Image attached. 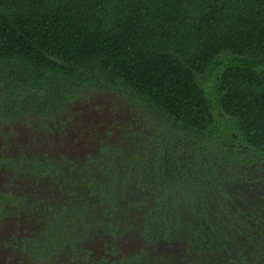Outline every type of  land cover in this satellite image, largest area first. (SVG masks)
Listing matches in <instances>:
<instances>
[{
  "label": "trees",
  "instance_id": "1",
  "mask_svg": "<svg viewBox=\"0 0 264 264\" xmlns=\"http://www.w3.org/2000/svg\"><path fill=\"white\" fill-rule=\"evenodd\" d=\"M96 91L139 128L76 164L8 161L63 195L0 202L43 217L34 263L84 257L102 230L159 242L112 264H157L164 245L169 264H264V0H0V120L54 130Z\"/></svg>",
  "mask_w": 264,
  "mask_h": 264
},
{
  "label": "rangeland",
  "instance_id": "2",
  "mask_svg": "<svg viewBox=\"0 0 264 264\" xmlns=\"http://www.w3.org/2000/svg\"><path fill=\"white\" fill-rule=\"evenodd\" d=\"M92 97V98H91ZM90 100H80L72 102L66 109H63L58 116L54 119V121H58L60 126L70 125L75 128L70 129L68 133H58L59 130H54L50 133V131L43 126L40 127L36 122L29 121L31 123L29 126L26 123H13L8 124L4 128V137L6 140V145H10V141L13 140L16 143L13 146L15 149L11 152L9 156L10 159L14 161H21L19 156H24L26 154H45L48 153L49 160L52 158H57L60 154H58V147H62L63 149L69 144V140L67 139L68 134H73L77 131H81L80 139L81 143L85 144L92 139L96 141L93 144V148L90 151V154L96 153V148H98L99 142L109 141L112 143H117L120 141V125L128 128L129 126L133 128H139L138 125L132 123L134 110L126 105L125 103H121L120 100L114 96V94H107L104 92H94L91 93ZM119 100V101H118ZM121 104H123V107ZM103 106L104 109L100 114V110L96 107ZM123 107V110H122ZM134 107V106H133ZM61 120L63 122H61ZM28 122V121H27ZM133 143V141H130ZM57 145H59L57 147ZM135 149V146H130ZM2 151V150H1ZM88 153H85L86 155ZM77 161V160H73ZM22 162V161H21ZM44 162V160H43ZM79 162V161H78ZM16 164V163H15ZM16 166H19L16 164ZM23 176H19L21 179H17L15 177L11 178L10 169L6 166L0 168V196L2 193H10L11 191L16 192L17 195L26 194L25 198H27L29 203H34L37 201V204H41V200L44 199L46 203L54 206L55 203L53 201L55 199L60 198L58 194H51L54 192V188L52 184L49 182L47 187L41 185L45 182V178L38 185H41L38 188H34L35 179L31 174H26V171H23ZM27 177V178H26ZM33 180H30L29 179ZM40 178V177H39ZM49 178V176H48ZM42 179V177H41ZM12 180V182H10ZM49 180V179H48ZM27 191H30L27 193ZM58 193V192H57ZM56 206V205H55ZM14 213V212H13ZM12 217L18 218V226L17 231L20 230V240L23 238H36L35 233L43 230L44 228V220L43 217L41 220L36 218V213L26 215L25 213L15 214ZM10 218V217H8ZM8 218L5 221V225H8ZM28 220V221H27ZM15 225V224H14ZM10 226V225H9ZM12 228L8 229L11 231ZM138 231H142L140 227H136ZM24 230V232H23ZM15 233V232H14ZM18 233V232H17ZM100 235L96 233H92L91 237L88 238L85 242L86 248L88 249V254L84 253L81 258H74L73 260L70 256L60 257L57 260H52L51 264H84L82 260L90 261L91 264H95L94 261L102 260L100 264H111V262L115 259V254L113 252V248H116L121 253L119 255H127L130 258L136 257L137 252L141 253L142 250H150L158 246L157 244H151L144 242L143 238L139 236V232L135 234H126L122 237H113L107 231L100 232ZM11 235V233H10ZM9 237V236H8ZM7 238L3 236V240ZM10 238V237H9ZM11 239L6 241L4 251L2 253H6L8 257V264H36L34 263V257L30 256V251L27 252L26 255L23 254V251H19L20 247L13 245L10 242ZM148 245V246H145ZM12 247V248H11ZM16 247L17 249L13 248ZM175 249V250H174ZM178 249V248H177ZM171 246L164 245L159 247L151 253H153V257L156 259L161 256L173 255V252L177 250ZM118 253V252H117ZM76 256V255H74ZM139 259V257H136ZM157 259V260H158ZM164 260L161 262L158 260L157 264H169V262L165 263ZM1 263L5 264V260L0 258ZM78 261H80L78 263Z\"/></svg>",
  "mask_w": 264,
  "mask_h": 264
},
{
  "label": "flooded vegetation",
  "instance_id": "3",
  "mask_svg": "<svg viewBox=\"0 0 264 264\" xmlns=\"http://www.w3.org/2000/svg\"><path fill=\"white\" fill-rule=\"evenodd\" d=\"M94 95V94H93ZM115 96V95H114ZM90 97H91V94H90ZM90 97L88 98V99H86V100H90ZM92 98V97H91ZM119 101V100H118ZM120 102L121 103H124L123 101H121L120 100ZM122 106H123V104H121ZM123 107H125V106H123ZM123 107H122V110H123ZM97 108V111H98V109L100 110V114L102 113V111H103V109H104V107L103 106H99V107H96ZM59 114V113H58ZM57 114V115H58ZM132 123H134L135 124V121L133 120L132 121ZM57 124L59 125V127L58 128H56V130H59L58 131V133H68V131L70 130V129H73V128H75V127H73V126H70V125H66V126H60V124H59V122H57ZM8 125V123H7V121H5V120H0V168L1 167H3V166H6V167H8L9 169H10V172H11V178L12 177H15V176H17L16 178L17 179H21V178H19V176H23V174H24V172H23V169H22V167H20V166H16V164H15V167L13 168L12 166H10V165H8V161L10 160V158H9V156L11 155V152H12V149H13V146L16 144V143H14L13 142V140H11L10 141V145L9 146H7L6 145V140H5V137L3 136L4 135V128L6 127ZM119 128H120V132H121V134H120V136L122 135V134H124L125 133V130L123 129V127L120 125L119 126ZM55 130V129H54ZM54 130H49L50 131V133L51 132H53ZM80 133H81V131L79 130V131H77V132H75L74 133V136H73V134H68L67 135V139L69 140V144L66 146V148H62V147H58L59 145H57V147H58V149H59V152H58V154H60V156L59 157H62V156H65L68 160H70V161H72V160H77V161H74V163L76 164V163H79L80 161V159H84L85 157H86V155H84L85 153H88V154H90V151H91V149L94 147L93 146V144H94V142L96 141L95 139H92V140H90L89 142H87V143H85V144H82L81 143V139H80ZM100 144H102L101 142H99V145ZM2 150V151H1ZM15 149H13V151H14ZM26 155H28V154H26ZM21 157H25V155L24 156H19V158H21ZM22 159V158H21ZM42 159L44 160V161H49V155H48V153H45V154H42ZM79 161V162H78ZM25 171H26V174H30V172L29 171H27L26 169H25ZM33 176V175H32ZM27 178V177H26ZM33 178L36 180V177H34L33 176ZM33 178L32 179H30V177H29V179L30 180H33ZM43 178H45V182H48L49 183V178H48V176L47 175H45V176H42V179H41V177L38 179L39 181H42L43 180ZM10 182H12V180L10 181ZM45 182H43L42 183V185L43 186H45L46 187V183ZM35 184V183H34ZM55 191H57L58 192V196L59 197H62L63 195L62 194H60L59 193V190H57V189H55ZM30 191H27V193H29ZM11 193H15L16 195H17V193L16 192H13V191H11L10 193H8V194H11ZM7 193L5 194V193H2L1 194V196H0V202H2V199L6 196V195H8ZM23 195V194H22ZM53 195V193L51 194V196ZM16 212H14L13 214H15ZM18 214H20V212H18ZM12 216H14V215H11V214H9V213H7L6 211L4 212V211H0V258H2V259H4L5 260V264H8V263H10V261H8V257H7V255H6V253H2L1 254V252H3L4 251V248H5V244H6V241L7 240H9V239H11L10 240V242H12V244L13 245H16L17 247H20L18 250L20 251H23V254L24 255H26L27 254V252H28V250H29V245H27L26 246V244H27V241H29V240H31V238H23V239H21L20 240V237H17V235L19 236L20 235V230H18L17 231V226H18V224H17V222H18V218H15V217H12ZM8 217H10V218H8ZM8 218V225L6 226L5 225V221H6V219ZM28 221V220H27ZM15 224V225H14ZM10 225V226H9ZM13 227V229H11V231H8V229H10V228H12ZM15 232V233H14ZM18 232V233H17ZM23 232H24V230H23ZM10 233H11V235H10ZM7 235V238L5 239V240H3V236H6ZM10 238H9V237ZM26 246V247H25ZM12 248V247H11ZM13 248H15V249H17L16 247H13ZM141 252V251H140ZM26 253V254H25ZM88 259H86V260H82L83 262L82 263H84V261H85V263L84 264H91L90 263V261H87ZM102 260H98V261H94V263L95 264H100V262H101ZM80 261H78V263H79ZM0 263H1V261H0ZM132 263H134V262H132ZM111 264H112V262H111Z\"/></svg>",
  "mask_w": 264,
  "mask_h": 264
}]
</instances>
